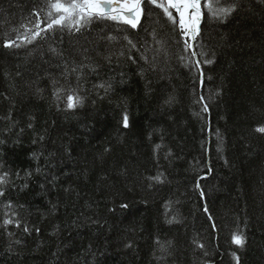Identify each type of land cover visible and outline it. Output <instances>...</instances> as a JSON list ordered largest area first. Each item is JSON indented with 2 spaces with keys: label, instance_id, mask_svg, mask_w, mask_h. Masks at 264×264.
<instances>
[{
  "label": "trees",
  "instance_id": "trees-1",
  "mask_svg": "<svg viewBox=\"0 0 264 264\" xmlns=\"http://www.w3.org/2000/svg\"><path fill=\"white\" fill-rule=\"evenodd\" d=\"M238 2L223 22L203 8L197 43L215 55L201 88L160 9L146 5L135 30L94 20L74 35L4 48L45 0H0V264H237L233 252L239 264H264V134L255 131L264 126V0ZM153 32L165 51H154ZM105 34L119 37L113 51L138 63L107 62ZM66 64L98 66L81 69L83 103L71 110L65 94L54 95L77 87ZM104 82L107 94L94 87ZM200 95L208 112L195 102ZM160 174L162 183L149 179ZM233 232L245 237L243 248L231 243ZM157 240L171 241L164 259Z\"/></svg>",
  "mask_w": 264,
  "mask_h": 264
},
{
  "label": "snow or ice",
  "instance_id": "snow-or-ice-1",
  "mask_svg": "<svg viewBox=\"0 0 264 264\" xmlns=\"http://www.w3.org/2000/svg\"><path fill=\"white\" fill-rule=\"evenodd\" d=\"M146 5L151 6V8L160 9L163 16L172 24L173 29H178L179 38L176 41L177 46L179 47L182 43V51L179 58L181 61L187 60L185 66L189 67L190 70L195 71L199 78L200 86L203 88L205 80L204 66L214 63L215 54L213 53V58H208V53L204 51L203 45L197 43V38L201 34V20L204 16L202 9L207 8V14L212 19L223 22L238 10L240 7L238 0H232V2L226 3V5L223 6H221L219 2L213 4L211 0H45L43 6L32 10L30 15L34 17V20H30L28 24H20L19 28L13 27L12 30L17 33L16 40L6 39L3 43V47L19 48L28 44H33L38 38L46 39L47 34L50 32H63L64 30H67L70 34L74 35L80 33L82 29H85L94 20L113 21L135 30L140 25L142 17L151 12V8H146ZM42 24L44 25L43 27H41ZM20 29H23V32H21ZM151 35L153 41L158 45L154 51L157 53L165 51V42L159 40L155 32ZM101 39L109 42L106 45L108 55L103 56L107 62L111 63L115 56H125L128 60L132 61V63H138L134 55L124 51L117 53L112 50L111 42L118 40V36L105 34ZM123 40L127 42L129 50L137 48V43L130 39L128 35L123 36ZM148 47H151V45L145 41V48L147 49ZM198 47L200 48L199 52L196 50ZM51 51L56 55H60L55 48L51 49ZM97 54L102 55L99 51ZM141 59H143L145 63H149L146 55L142 54ZM154 60L155 57H153V61ZM83 67H89L92 71H95L98 66H70L66 64L64 75L67 77L72 74H77V87L73 89H65L61 87L54 92V95L57 98H60L62 93L66 95V107L69 110L74 109L83 103V98L77 94V89L79 88V82L81 80V69ZM153 67H155L154 63ZM94 87L103 89L107 94L111 88V84L104 82L94 85ZM218 94L219 93H217V95ZM173 100V97H169L165 100V104H171ZM207 100L208 98L200 95L198 100L195 101L201 105V112H208L209 105ZM121 124L125 129L130 127L129 116L126 111L123 113ZM255 131L264 134V126L257 127ZM159 147L160 145H156L157 149ZM105 151H107V149H105ZM37 171H39V169H37ZM209 172H211V169H209ZM6 176L7 173L0 176V184L6 183ZM161 176L162 174L157 175L156 177H149V179L156 183H162L163 180L161 179ZM203 178L204 177H201V179ZM25 187H27V185H25ZM201 187V184L197 182L195 188L200 190ZM4 195V190L0 188V197H3ZM200 197L202 199L205 198V193L202 190H200ZM7 207L11 208L12 205L8 204ZM120 207L127 209L128 205L122 203ZM204 212H209L207 207L204 208ZM208 219L210 221L213 219L210 214L208 215ZM174 221L175 217H173L172 220H168L167 223H173ZM13 223L16 224V227L21 226L20 222L15 221L14 219H5L3 221L4 226ZM212 229L213 231L217 230L215 223L212 224ZM23 231L29 233L31 229L25 225ZM36 231L39 232V229H36ZM156 243L161 252V256L158 257V259H164L166 255H170L168 249L171 247V241H168L167 244H162L157 240ZM231 243L238 248H243L245 237L242 233L233 232L231 235ZM193 244L196 248H205V245L196 239L193 240ZM128 246L130 247V245ZM204 254L207 255V252ZM232 256L237 264H239V257L235 252L232 253Z\"/></svg>",
  "mask_w": 264,
  "mask_h": 264
},
{
  "label": "flooded vegetation",
  "instance_id": "flooded-vegetation-1",
  "mask_svg": "<svg viewBox=\"0 0 264 264\" xmlns=\"http://www.w3.org/2000/svg\"><path fill=\"white\" fill-rule=\"evenodd\" d=\"M202 11H203V9H202Z\"/></svg>",
  "mask_w": 264,
  "mask_h": 264
}]
</instances>
